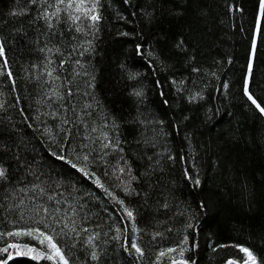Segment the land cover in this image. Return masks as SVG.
Returning a JSON list of instances; mask_svg holds the SVG:
<instances>
[{
  "label": "trees",
  "instance_id": "16d2710c",
  "mask_svg": "<svg viewBox=\"0 0 264 264\" xmlns=\"http://www.w3.org/2000/svg\"><path fill=\"white\" fill-rule=\"evenodd\" d=\"M22 6L17 0H0V39L8 61L4 69L0 58V71L13 74L11 78L0 75V166L8 170V179L0 181V231L43 229L36 223L44 216L37 215L39 206H60L49 203L51 194L62 203L75 197V203L85 205L80 209L81 215L88 214L85 226L101 233V241L109 240L105 264H153L159 250L176 247L185 236L189 242L185 259L195 264L241 261L243 253L233 245L247 247L264 260V117L244 91L247 83L249 92L264 105V38L255 32V22L261 19L258 0H130L127 4L105 0L93 50L82 57L73 53L63 70L61 57L53 56L56 63L51 67L60 77L55 82L46 76L44 54L34 43L46 37L37 25L27 23L34 13L10 15ZM174 11L182 14L173 15ZM145 13H151V18ZM21 28L23 32L16 31ZM181 38L187 42L185 52L175 47ZM66 45L68 39L61 44L67 56L70 45ZM137 45L145 55L137 54ZM76 59L83 68L75 65ZM193 67L200 71H192ZM74 68L81 75H75ZM129 73L138 75L132 79ZM53 88L62 94L71 88L73 95L62 101L49 99ZM193 96L195 100L190 99ZM79 117L88 127L100 124L104 117L119 125L115 134L139 177L132 185L139 195H125L117 186L112 173L121 154L101 159L99 142L83 139ZM65 119L75 124H65ZM68 127L70 137L62 130ZM105 131L113 134L111 128ZM60 143L74 161L77 152H91L89 169L134 211L136 231L120 205L51 156V151L61 150ZM186 171L200 179L199 186ZM34 185L47 192L30 191ZM115 227L127 228L129 241L135 239L145 250L142 260L109 239ZM13 242L42 248L28 237ZM6 243L0 241V247ZM59 243L73 264L87 260V251L80 245L71 248V242L62 238ZM221 244L227 247H218ZM8 264L52 262L13 252ZM161 264L171 261L164 257Z\"/></svg>",
  "mask_w": 264,
  "mask_h": 264
},
{
  "label": "snow or ice",
  "instance_id": "6c2138e0",
  "mask_svg": "<svg viewBox=\"0 0 264 264\" xmlns=\"http://www.w3.org/2000/svg\"><path fill=\"white\" fill-rule=\"evenodd\" d=\"M21 2L23 3V6L18 11H12L10 15L20 17L34 13V15H31V18L27 21V23L37 25V31L40 32L41 36L46 37L43 41L37 38L34 43L38 46V50L44 54L46 76L50 81L55 82L56 80H59L60 77L59 75H54V73L57 72V68L51 67L56 63L52 59L53 56L58 55L61 57L59 61V69L63 70L64 65L69 62L73 53H77L82 57L85 53L93 50L92 40L95 39V34L99 32V25L104 19L101 10L104 7L105 0H17V3ZM129 2L130 0H124V3L126 4ZM181 2L187 3L188 0H181ZM234 10L238 11L239 9ZM145 14L151 18V13ZM172 14L179 15L182 13L174 11ZM258 15L261 19L255 22V32L264 38V28L261 26V21L264 20V0H258ZM41 24L43 26L42 28L39 27ZM16 31L23 32V29H17ZM66 32L71 34L70 38L65 36ZM122 35H128V33H122ZM90 36L92 39H87V37ZM81 37L84 38L82 42L80 39ZM54 38L56 41L55 43H53ZM65 39H68V45H70V51L67 52V56L65 55V50L61 48V44ZM72 41H76V43H72ZM68 45H66L65 48H67ZM175 47L181 52L187 51L186 40L183 38L179 39L175 44ZM252 51L254 55L255 41H253ZM136 52L138 55H145L140 45L136 46ZM147 55L157 58L153 52H148ZM5 56V42L3 39H0V58H3L4 69H7L8 61ZM74 63L75 65L83 68V64L80 59H76ZM192 71L198 72L200 69L193 67ZM73 72L77 76L81 75V73L76 71L75 68L73 69ZM249 73H251V65H249ZM4 74H6L9 78L13 75L11 71H7L6 73L4 71H0V75ZM84 74L88 75L87 72ZM136 75L138 74L129 73V77L132 79H134ZM94 79L95 77L93 76L91 80ZM91 80L88 81L90 86ZM244 91L248 101L251 102V105L254 106L255 110L261 117H264V105H262L261 102H258L257 98H255L254 95L248 91L247 87H245ZM133 94L139 97L142 95V92L134 91ZM72 95L73 92L71 88H69L64 94H62L58 88H53L49 99L55 97L56 100L62 101L65 99V96ZM190 99L195 100L196 96H193ZM164 103L167 104V101L165 100ZM87 108H91V105H86L84 110L85 112ZM71 111L74 112L75 108L73 107ZM87 115L92 116V113L87 112ZM78 119H80L84 126L85 135L83 136V139L91 140L93 144L99 142V147L102 153L100 155L101 159H103L105 155H109L111 153L121 154L117 158L112 175L117 181H119L117 186L121 187L125 195H139V192L132 187L133 182L138 181L139 177L133 173L132 164L123 155L124 149L121 147L122 142L120 141L118 134H115L116 129L119 127L115 120L109 121L107 117H104L100 124L88 127V123L84 121L82 117H79ZM64 123L74 125L75 121L65 119ZM159 123L162 124L163 121H159ZM109 128L112 129L113 134H109L108 131H105V129ZM62 130L65 131L67 136L70 137L72 135L71 127ZM93 133L96 134L95 137L92 136ZM145 143H147V141ZM68 146L71 147L70 140L68 141ZM151 146L155 147L154 144ZM85 147H87V145H85ZM60 149V151H51V156L54 157L55 160L69 165L77 173H80L85 178L91 180V182L97 188L101 189L113 203L120 205L123 215L132 222L133 231H136L134 211L125 204L123 199L106 187L101 179L89 169L88 165L91 152H85L83 154L77 152L74 161L70 159L67 154H65L66 149L64 143H60ZM147 159L151 161L152 156L149 155ZM121 161H123V164L120 163ZM149 168H151V165H149ZM144 174L146 175L147 171ZM105 175H108L107 170L105 171ZM185 175L189 176V179H193L187 171L185 172ZM7 179L8 170L3 166H0V181H5ZM193 183L196 186H199L201 181L197 177L193 179ZM37 188H39L41 195H44L47 192V189L41 187L40 185H34L29 190L36 191ZM20 191L24 192L26 189L21 188ZM58 195L62 197L63 193H58ZM48 201L50 204L54 201L55 205L60 206H53L51 208L45 206L44 204L39 206L37 215L42 212L44 216L41 220L36 221V223L43 224V229L40 227H29L27 229L12 230L7 232L0 231V241L7 240L6 245L4 247H0V255L6 254L7 258L0 259V264H8V261L13 259V252L16 256H30L33 260H48L51 261L52 264H73L63 250L64 246L59 243L60 238H62L66 243L70 241L71 248H76L77 245H80L87 251V260L84 261L83 264H105V256L107 252L106 245H108L109 240L101 241V233L94 232L90 230L89 227L85 226L88 221V214L85 213L81 215L80 212V209L85 207V205L75 203V197L71 200L65 198L62 203L60 199H57L51 194L48 195ZM21 203L23 202L21 201ZM162 207L166 208L167 204L162 205ZM200 207L203 209L205 206L202 203ZM22 215L23 213H21V216ZM188 227H193V225L189 224ZM114 233L115 234L109 238L110 240L115 241L119 247L130 256H135L138 260L143 259L145 256V250L135 239L129 241L126 227L124 229L115 227ZM103 235L107 236L108 234L104 233ZM155 235H160V233H156ZM155 235L153 238H155ZM22 237H28L37 241L42 248L38 250L36 247L29 246L28 244L13 242V238L18 241ZM188 243V238L185 236L182 242L176 247H168L159 250L153 264H161L162 258L164 257H168L171 264H195V261L191 258L185 259V253L189 251V248L186 247ZM218 247H227V245L221 244ZM233 247L239 248V251L243 253V258L241 261L228 259L226 264H264V260H259L253 250L238 245H233ZM212 250L216 251V248L213 247ZM173 253L176 255L173 256Z\"/></svg>",
  "mask_w": 264,
  "mask_h": 264
},
{
  "label": "rangeland",
  "instance_id": "374dc122",
  "mask_svg": "<svg viewBox=\"0 0 264 264\" xmlns=\"http://www.w3.org/2000/svg\"><path fill=\"white\" fill-rule=\"evenodd\" d=\"M246 87H247V89H248V84L246 83ZM249 91V90H248Z\"/></svg>",
  "mask_w": 264,
  "mask_h": 264
}]
</instances>
